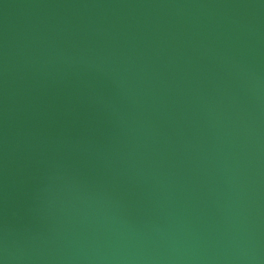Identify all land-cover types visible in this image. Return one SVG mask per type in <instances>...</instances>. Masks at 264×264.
Here are the masks:
<instances>
[{"label":"water","instance_id":"obj_1","mask_svg":"<svg viewBox=\"0 0 264 264\" xmlns=\"http://www.w3.org/2000/svg\"><path fill=\"white\" fill-rule=\"evenodd\" d=\"M0 264H264V0H0Z\"/></svg>","mask_w":264,"mask_h":264}]
</instances>
